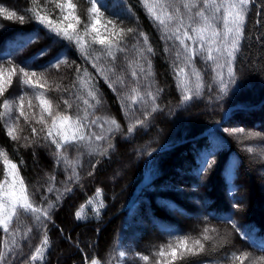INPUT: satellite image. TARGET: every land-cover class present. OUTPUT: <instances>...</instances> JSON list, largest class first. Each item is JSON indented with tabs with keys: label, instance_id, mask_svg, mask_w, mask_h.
Listing matches in <instances>:
<instances>
[{
	"label": "trees",
	"instance_id": "obj_1",
	"mask_svg": "<svg viewBox=\"0 0 264 264\" xmlns=\"http://www.w3.org/2000/svg\"><path fill=\"white\" fill-rule=\"evenodd\" d=\"M74 2L78 3L80 12L89 6L88 0ZM103 2L109 12L124 14V24L127 27L139 28L148 35L156 53L150 57L155 85L164 88L157 103L165 106V111L154 113L151 126L138 128L127 141L116 136L112 141L116 145L115 151L111 152L108 158L87 154L77 158L76 152L69 150L68 161L61 165L55 163L51 154L54 146L25 147L36 138L33 137L31 127L25 123L23 117H20L17 124V134L20 137L17 141L7 137L3 122L0 121V148L6 150L9 158L19 165L20 174L29 184L30 191L39 189L50 195V199L55 200V192L52 194L46 192L50 185L60 193L64 192L66 186L72 189L59 201L52 222L47 223L46 229L37 230L33 227L27 238L21 239L20 236L32 227L33 220L25 217L23 223L17 225L21 229L17 235L21 254L13 264H82L85 256L99 258L102 264L105 261L107 264H156L154 252L169 239L167 233L161 230V226L176 229L181 234L197 236L206 226L201 219L204 215H209L208 227L218 228L222 233L225 230L231 233V243L235 248L225 245L218 251L209 250L201 253L198 257L192 258L198 260L199 264H226L225 257L235 249L248 251L256 256L264 255V251L259 247L260 239L264 238V139H261L264 137V45L259 43V37L264 36V25L257 27L255 23L256 13L264 6V0H257L250 6L244 50L238 57L236 65L238 75L241 77L238 81L239 88L222 102L211 99V96L218 94L215 85L212 93L208 91V84L212 83L214 73L207 66L198 67L195 62V68L200 70L205 82L204 94L198 102L191 103L185 108L179 107L181 92L176 88L174 79V69L185 65L182 61L173 63L174 50L170 53L164 52L165 41L160 38L161 29L146 13L140 0ZM45 4L46 0H36V3H32V0H0V5L17 10L20 14H24L25 11L31 13V9L52 11V6L49 5L45 9ZM126 7L131 9L132 14L125 12ZM0 26H2L0 56L11 53L13 62L20 66H23L22 61H26L30 65L29 70L39 72L40 66L46 64L57 50H61L62 54L68 57V65L62 64L58 71L52 68L45 73L47 80L45 91L49 98L59 100L60 97L67 96L63 89L71 86L76 80L75 65L71 64L73 60L81 65L82 69L87 68L88 73L96 76L91 64H83L82 58L73 54L75 49L61 48V44L53 43L52 39L44 31H39L38 25L31 20H27L21 26L19 23L0 19ZM30 37L34 38V42L20 49L16 47L18 43ZM167 43L171 47L172 42ZM46 46L50 47L47 56L36 57L35 54ZM127 56L128 61H124V54H120L118 61L126 69L123 73L126 87L121 89L123 94L114 93L102 78L98 79L96 83L102 105L96 108L91 116L93 119L114 117L125 128L129 125L130 119L134 120L140 116V112L132 116L122 109V105L132 103L130 97L135 93L131 92V88L138 84L140 95L147 91L143 74L135 81L131 76L133 69L138 71L134 63L136 54L129 51ZM0 62L8 66L6 61ZM128 62H133L131 67L128 66ZM186 71L191 76L193 68L188 66ZM192 79L194 83V77ZM21 91L27 92L29 97L33 95L30 88L22 89L19 79L14 78L13 85L5 97H0V104L4 98L18 97ZM77 95L83 96L79 91ZM27 99L26 97L25 113L29 120L33 121V126L39 130L40 125L35 123V119L39 117L38 102L33 99V105L36 107L29 109ZM73 101L75 104V97ZM221 103L222 108L219 106ZM142 105L141 101L134 107L141 108ZM80 107L84 108L82 102ZM148 107H151L150 99ZM169 111H174L175 115H169ZM107 127L108 124H105L104 134ZM237 127L245 129V133L231 136L223 132L224 128ZM93 130L98 134L102 131L98 127ZM257 133L259 136L255 135ZM213 135L217 145V164L215 169L200 181L191 175V169L196 165L197 153L204 152L211 145ZM238 141L253 151L250 153L242 151L238 147ZM166 143L169 145L168 150L159 155L154 154L155 167L149 172L144 185H139L135 191L145 172L147 159V157L138 159V150L150 151ZM89 161L96 163L94 170ZM233 162L237 164V174L233 183L237 186L234 199L240 205L239 210L233 208V198L226 194L224 179L226 165ZM2 167L3 162L0 159V169ZM73 169L78 173V180L66 185L64 182L68 175L72 174ZM89 172L94 174L89 176ZM52 176H55L54 183L50 181ZM193 183L199 184L195 193L191 191ZM177 188H182L183 191H177ZM35 199L39 203L38 197ZM195 200H199L200 203H195ZM164 204L168 206L165 207ZM76 213H79V217ZM229 213L233 214L232 219L240 229L248 231L250 235L252 230H255L257 240L255 245L233 231L231 223H224L219 219ZM45 231L50 243L42 249V254L32 261L31 256L38 247H41ZM3 239L4 234L0 230V249L3 248ZM8 239L11 241L12 237ZM120 241H123L124 249L127 251L124 258H119L118 254ZM142 255H149V261L141 260L139 257Z\"/></svg>",
	"mask_w": 264,
	"mask_h": 264
},
{
	"label": "snow or ice",
	"instance_id": "obj_2",
	"mask_svg": "<svg viewBox=\"0 0 264 264\" xmlns=\"http://www.w3.org/2000/svg\"><path fill=\"white\" fill-rule=\"evenodd\" d=\"M124 2V0H121ZM257 0H140L146 13L156 22L161 29V40L165 41L164 52L170 53L174 50L175 64L182 61L185 66H178L174 69L176 88L181 92L179 107L185 108L191 103L198 102L204 94L205 82L200 70L195 68L196 58L199 57L206 66L214 73L212 83L208 84V91L212 93L213 86L218 88V94L211 96V99L222 102L230 94L239 88L237 61L244 50L246 40L245 28L249 17L250 6ZM36 3V0H32ZM89 6L83 12L78 10V3L74 0H46L45 9L51 5L52 11L46 12L37 9L31 13L25 11L20 14L17 10L0 5V19L10 23H19L23 26L27 20H31L38 25L39 31H44L53 43L61 44V48L75 49L73 54L82 58L83 64H91L95 69L96 76L88 73L87 68L76 64L74 72L76 80L71 86L65 87L63 91L67 94L59 100L49 98L45 91L47 83L45 73L55 68L57 71L61 65H68V57L63 55L61 50L53 55L44 65L40 66V71L29 70L30 65L22 61L20 66L13 62L11 53L0 56V61H6L8 66L0 62V97L5 94L13 85L14 78H18L21 88H30L33 95L29 97L27 92L15 98H4L0 104V121L7 137L12 141L20 139L17 134V124L20 117L31 127L33 137L36 139L25 147L36 145L38 147H52V156L57 165L65 164L69 157V150L76 152L77 158L87 154L89 156H100L108 158L111 152L115 151L116 145L112 143L116 136L123 137L126 141L131 138L138 128H148L154 119V113L164 112L165 106L157 103L161 98L164 88L156 86L154 80L153 65L150 59L155 55L154 48L149 41L148 35L139 28L127 27L124 24V14L119 12H109L103 0H88ZM125 12L132 14L131 9L125 8ZM108 13V15H106ZM256 25H264V6L256 13ZM2 27V26H0ZM103 28V31H101ZM38 35V33H37ZM171 41V47L167 43ZM34 42V38L18 43V49L26 44ZM259 43L264 45V36L259 37ZM99 46V47H97ZM50 47L41 48L35 55L38 58L47 56ZM133 51L136 54V68L131 76L133 80L143 74L145 79L144 95L139 94V85L131 88L135 93L130 97L131 105L124 104L122 109L126 114L135 116L140 112V116L129 121V125L123 127L114 117L91 118L92 112L102 105L96 81L102 78L107 86L118 95L123 94L121 89L126 87L123 76L126 70L121 66L120 54H124V61H128L127 53ZM133 62H128L131 67ZM191 66L193 72L191 76L186 71V67ZM86 78H82L83 74ZM194 77V83L193 79ZM43 81V82H42ZM87 86V97L77 95V89ZM235 86V87H233ZM29 109H34L33 99L38 102L39 117L35 123L40 125L39 130L33 126V121L25 113V98ZM75 97V104L73 101ZM151 107H148V100ZM94 101V103H92ZM143 102L141 108L134 105ZM84 105L81 109L80 103ZM222 108V103L219 104ZM15 113H18L16 115ZM169 115H175L174 111H169ZM35 118V114H34ZM108 124L107 132L104 134V125ZM100 128L101 133L95 132L94 128ZM219 130V129H218ZM224 133L235 136L237 133H245L243 128H224ZM43 133V135H41ZM251 136L252 134H247ZM259 136V134H255ZM24 139H28L24 137ZM264 139V137H261ZM93 141L96 143L94 144ZM216 141L213 135L211 145L202 153H197L195 167L191 169V175L197 180L203 181L216 167ZM238 147L245 152H252L250 147H244L238 141ZM166 143L159 148L138 150L137 158L147 157L145 160V170L150 172L156 165L154 154L159 155L168 150ZM0 159L3 167L0 170V230L4 234L3 248L0 249V264H13L20 258L21 248L17 241V235L21 229L17 227L22 224L25 217L33 220L32 227L24 232L21 239H26L33 227L37 230L46 229L47 223L52 222L54 210L58 206L64 195L71 192V187L66 186L63 193L51 185L46 189L48 194L56 193L55 200L50 199L44 191L39 189L30 191L29 184L20 174L19 165L10 159L6 150L0 148ZM22 164L23 161L21 160ZM91 163V161H89ZM92 169L96 168V163H91ZM94 173L89 172L92 176ZM237 174V164L226 165L224 169V179L226 183V194L233 198V208L239 210L240 205L234 199L237 186L233 183ZM119 175V173H117ZM78 180V173L73 169L64 182L66 185ZM51 182H55V176L50 177ZM199 184L193 183L191 191L197 192ZM99 192V190H97ZM177 191H183L177 188ZM38 197L39 203L35 199ZM195 203H200L195 200ZM163 206L167 207V204ZM79 217V213H76ZM233 214L221 217L224 223H231L232 230L238 232L242 239L249 240L253 245L257 243L255 230L250 235L248 231L242 230L232 219ZM217 218V217H212ZM201 219L205 222V227L197 236L191 234H181L178 230L168 226H161V230L167 233L168 242L158 247L154 252L156 264H199L198 257L201 253L209 250L215 252L225 245L235 248L231 243V233L225 230L223 233L215 227H208L210 224L209 215H204ZM98 231V230H97ZM63 233V230L61 229ZM8 237H12L9 241ZM70 239V238H69ZM50 243L47 232H44L41 247H38L31 260L35 261L42 254V249ZM78 246V245H77ZM123 249V241L119 242ZM259 247L264 251V238L260 239ZM119 257H125V251H119ZM141 260L148 262L149 255H142ZM226 264H264V255L256 256L235 249L229 256L225 257ZM82 264H102L99 258L85 256ZM107 264V261L104 262Z\"/></svg>",
	"mask_w": 264,
	"mask_h": 264
},
{
	"label": "rangeland",
	"instance_id": "obj_3",
	"mask_svg": "<svg viewBox=\"0 0 264 264\" xmlns=\"http://www.w3.org/2000/svg\"><path fill=\"white\" fill-rule=\"evenodd\" d=\"M32 11H35V9H31V12ZM196 64H197V66L198 67H200V66H206L205 64H204V62L199 58V57H197L196 58ZM207 67H209V66H207ZM210 68V67H209ZM207 69V71L209 72V69L208 68H206ZM211 69V68H210ZM204 71H205V69H204ZM87 77V74L85 73V74H83V76H82V78H86ZM79 88V87H78ZM32 90V89H31ZM77 91H79L80 92V94H82L83 95V97L84 98H88L87 97V86H85L84 88H79ZM32 92H33V90H32ZM94 103V102H93ZM0 110H2V109H0ZM3 122V121H2ZM123 165H122V163L120 164V167H122ZM0 170H2V169H0ZM146 171V170H145ZM118 246H119V243H118ZM120 250H124L125 251V256L127 255V251L124 249V247H123V249H121V247L119 246V250H118V254H119V251ZM120 258V257H119Z\"/></svg>",
	"mask_w": 264,
	"mask_h": 264
},
{
	"label": "water",
	"instance_id": "obj_4",
	"mask_svg": "<svg viewBox=\"0 0 264 264\" xmlns=\"http://www.w3.org/2000/svg\"><path fill=\"white\" fill-rule=\"evenodd\" d=\"M147 179V174L143 176V179L139 182V184H144L145 180Z\"/></svg>",
	"mask_w": 264,
	"mask_h": 264
}]
</instances>
